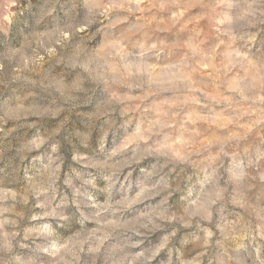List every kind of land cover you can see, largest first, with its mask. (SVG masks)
Wrapping results in <instances>:
<instances>
[{"label": "rangeland", "instance_id": "rangeland-1", "mask_svg": "<svg viewBox=\"0 0 264 264\" xmlns=\"http://www.w3.org/2000/svg\"><path fill=\"white\" fill-rule=\"evenodd\" d=\"M0 264H264V0H0Z\"/></svg>", "mask_w": 264, "mask_h": 264}]
</instances>
